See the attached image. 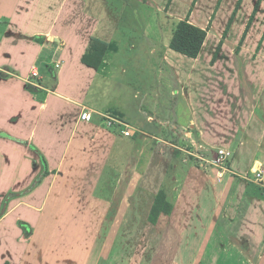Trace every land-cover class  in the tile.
<instances>
[{"label":"crops","instance_id":"1","mask_svg":"<svg viewBox=\"0 0 264 264\" xmlns=\"http://www.w3.org/2000/svg\"><path fill=\"white\" fill-rule=\"evenodd\" d=\"M135 1L159 13L168 6L177 21L187 16L173 12L175 0ZM243 2L215 60L203 59L209 37L197 58L175 53L171 38L151 52L167 67L150 81L145 68H123L127 90L137 89L123 105L107 82L124 18L112 0H0V264H145L146 256L149 264H264V186L253 174L264 175V36L247 45L264 0L243 41L247 22L233 41ZM195 16L190 22L206 28ZM167 21L159 26L169 38L177 23ZM95 38L110 47L99 69L83 62ZM221 62L235 80L224 99L203 90L212 74L227 73ZM165 80L181 89L189 118L159 111ZM218 100L228 118L207 115V102ZM85 110L91 121L81 119ZM110 115L123 124L109 127ZM164 130L208 157L230 150L229 171L179 159L185 149ZM161 189L174 208L154 224Z\"/></svg>","mask_w":264,"mask_h":264},{"label":"rangeland","instance_id":"2","mask_svg":"<svg viewBox=\"0 0 264 264\" xmlns=\"http://www.w3.org/2000/svg\"><path fill=\"white\" fill-rule=\"evenodd\" d=\"M114 6L116 7V12H119L121 15H123V21L122 26L119 28V37L117 36L118 40L120 41L116 44V50L111 53V60L113 62L111 68L112 75L110 76V79L107 80L109 82L108 87L111 89V94L114 96L113 102L121 103L125 105V94H128V91L132 93V95L136 94L135 87L130 88L127 90L130 78V72L125 73L122 69L123 68H140L143 70L145 68V75H143V82L150 81L151 75L149 74L152 72L154 68H158V66L162 65L163 67H167L166 63H163V61L160 59V52L162 49H159L164 42L170 43L172 34H170L169 38H167V34H164L163 26L160 28L159 22H167V27L169 28L168 24L170 23L167 21L169 19L172 23L175 29V25L177 23V20H174V15L169 17L168 15V6L164 9L163 12H158L156 8L151 7L148 4H143V2L137 3L135 0H112ZM166 1L168 0H153V3L158 6H164ZM194 0H191V3L189 4V0H175L173 4V12L179 15H188L190 9L192 8ZM219 0H200V3L196 8H194L192 11H195L197 9V19L200 23L209 25L211 18L213 17L214 13L217 12V4ZM240 0H225L224 6L222 10L220 9V12L216 16V20L214 21V28L211 29V34H208V42L203 54V59L205 58H212L214 57L215 60V52L217 50V47L222 40L224 29H225V23L230 21L232 14ZM259 0H244L242 5V10L240 11L238 15V19H236L235 22V29L233 31V34L231 35V40L235 41L239 35L242 34L244 25L249 23V20L253 14V11L255 9V6ZM165 2V3H164ZM161 3V4H160ZM130 4L132 8L130 10H125V5ZM128 11V12H127ZM194 14V12H193ZM130 15V16H129ZM187 17V16H186ZM185 17V18H186ZM258 17V16H257ZM194 20V18H193ZM125 22L126 25H125ZM197 22V21H196ZM164 23V22H163ZM165 31L167 32L168 29L165 28ZM243 35V34H242ZM261 35L260 37H258ZM121 36V37H120ZM264 36V4H263V11L261 10L260 15L258 17V20L253 24V30L250 34V37L248 38V50H251L253 46H255L257 40L261 41ZM259 43V42H258ZM257 43V45H259ZM232 42L227 43V49L225 50L226 54H229L231 49L233 48ZM135 46V48H133ZM257 47V46H256ZM156 49L160 52L157 54H152L151 52L153 49ZM240 51L239 45H236V47L233 49L234 55L238 57L237 49ZM242 50V48H241ZM175 53H178L174 51ZM180 54V53H178ZM218 57V56H217ZM233 57V56H232ZM105 59V55L102 58V60ZM235 57H233V60ZM105 62L103 61V64ZM213 64V61L211 62ZM220 70H225L227 73L220 74L215 73L211 75V78L209 80V83L203 86V90L205 91L209 90L210 94H215L218 96H221V98L224 99V91H227V89L232 88L235 84L234 78L231 76L234 72L228 68L225 67L224 64L221 62L220 64ZM141 75V74H140ZM133 83V81H132ZM239 83V81H238ZM260 86V85H259ZM164 90L163 98L161 100V107L159 108V111L164 115L167 114L169 111L176 112L179 116V118H189L190 117V111L188 108V105L185 104L182 98L181 89L179 86H177L173 80H165L163 83ZM157 89V86L154 88ZM179 91V92H177ZM174 92V95L172 93ZM123 93V94H121ZM126 98H129V96H126ZM133 100V99H132ZM135 100V99H134ZM133 100V101H134ZM140 99H136L135 102L138 103ZM207 108L206 113L207 115L210 114V116H214V118H228V113L226 111V108L222 107L223 100H218V102L215 101V104L211 106V102H207ZM149 104V103H148ZM150 104H153V102H150ZM147 105V104H146ZM154 107L153 105H150ZM211 106V108H210ZM172 107L173 110H170ZM156 110L157 107H154ZM210 109V112H209ZM205 110V109H204ZM163 115H160L163 117ZM134 116V115H133ZM117 118L114 116H107ZM168 117V116H166ZM165 137L169 140L171 139L172 143H175L179 146H182L184 150L180 151L178 150L177 155L178 158L182 160V158H185L186 162L188 164H196L198 165L197 156H195V151L192 148V145H189L190 143H187L180 139V137H174L173 135L167 134L165 132ZM163 133V134H164ZM187 150V151H186ZM191 153V154H190ZM171 182V180H169ZM150 259H154L150 257ZM150 260L149 257H145V264H149ZM210 264H217V263H210Z\"/></svg>","mask_w":264,"mask_h":264},{"label":"trees","instance_id":"3","mask_svg":"<svg viewBox=\"0 0 264 264\" xmlns=\"http://www.w3.org/2000/svg\"><path fill=\"white\" fill-rule=\"evenodd\" d=\"M170 1H169L168 5L170 4ZM195 1L196 0H194V2L192 4L193 6L195 4ZM240 1L238 2L237 6H236V8L232 14V17H231L230 21L228 22L227 28L223 33L222 40L220 41V43L217 47V50L215 52V58L219 55L223 41L227 35V32L229 30L231 23L235 17L237 9L239 8ZM260 2H261V0H259L255 6L253 14L249 20L248 25H247V29H246L245 33L243 34L242 41L246 35V32H247L251 22L254 19L255 13L257 12V10L259 8ZM193 6L190 9L189 14L187 15V17L185 19L177 21L176 29L174 31L170 47L173 50H175L181 54H184L188 57L197 58L199 56V54L201 53L202 48L204 46V43L208 37L209 31L211 30V26H212V22H213L214 17H215V13H214L213 17L211 18L209 25L206 28H202V27H199V26L191 23L189 20V16L192 12ZM109 49H110V47H109L108 43H106L100 39H97V38L92 39L89 51L83 56V62L90 67H93L95 69H99L101 67V65L103 64V61H104V59L102 60V58L104 57V55L106 56ZM238 51L239 50L237 48V52ZM45 173H47V172H45ZM173 208H174V204L170 200V198L168 196V192L166 191V189H161L156 195L155 203H154L153 208L149 214V217H148L149 222L154 223V224L157 223L158 219L162 213L169 215L172 213Z\"/></svg>","mask_w":264,"mask_h":264},{"label":"built area","instance_id":"4","mask_svg":"<svg viewBox=\"0 0 264 264\" xmlns=\"http://www.w3.org/2000/svg\"><path fill=\"white\" fill-rule=\"evenodd\" d=\"M92 118V114L88 110H85L81 114V119L83 120L91 121ZM106 120L109 127L117 123L123 124L122 121L118 118L108 117ZM124 133L125 135L129 136L133 135V131L129 128H127ZM195 156H197V160L199 162L207 163L216 168L219 171V175L222 176L226 171H229L228 161L232 158V152L230 150L220 148L217 150V152L214 153L212 157H208L207 150L201 148L195 153ZM253 174L255 175V179L264 186L263 172L259 169H254Z\"/></svg>","mask_w":264,"mask_h":264}]
</instances>
